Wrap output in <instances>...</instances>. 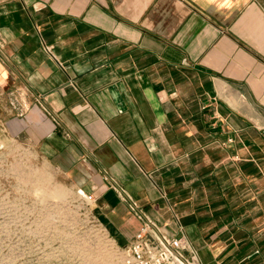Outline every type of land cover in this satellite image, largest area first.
<instances>
[{"label": "crops", "instance_id": "crops-1", "mask_svg": "<svg viewBox=\"0 0 264 264\" xmlns=\"http://www.w3.org/2000/svg\"><path fill=\"white\" fill-rule=\"evenodd\" d=\"M4 143L115 244L151 222L231 264L216 230L264 223V0H0Z\"/></svg>", "mask_w": 264, "mask_h": 264}, {"label": "rangeland", "instance_id": "rangeland-1", "mask_svg": "<svg viewBox=\"0 0 264 264\" xmlns=\"http://www.w3.org/2000/svg\"><path fill=\"white\" fill-rule=\"evenodd\" d=\"M100 225L93 208L28 151L0 145V264H118L121 246ZM261 225L216 230L232 238L231 264H264Z\"/></svg>", "mask_w": 264, "mask_h": 264}, {"label": "built area", "instance_id": "built-area-1", "mask_svg": "<svg viewBox=\"0 0 264 264\" xmlns=\"http://www.w3.org/2000/svg\"><path fill=\"white\" fill-rule=\"evenodd\" d=\"M81 199L85 206L92 208L93 195ZM139 218L143 216L139 214ZM118 251V264H198L199 260L197 251L185 240L183 230L172 236L161 232L151 222L144 223L134 239Z\"/></svg>", "mask_w": 264, "mask_h": 264}]
</instances>
